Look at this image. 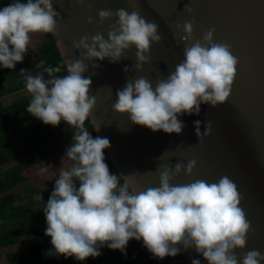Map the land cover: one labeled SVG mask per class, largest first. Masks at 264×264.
Instances as JSON below:
<instances>
[{
    "label": "clouds",
    "instance_id": "9594fccd",
    "mask_svg": "<svg viewBox=\"0 0 264 264\" xmlns=\"http://www.w3.org/2000/svg\"><path fill=\"white\" fill-rule=\"evenodd\" d=\"M75 3L87 7L86 0ZM184 11L192 12L187 3ZM113 16L115 22L106 39L97 31L72 41L79 55L63 61L66 74L53 76L60 67L46 66L48 79L40 74L24 77V88L30 94L27 113L45 125L56 126L62 120L77 129L64 153L74 163L59 172L42 210L44 235L51 245L46 255L83 261L98 257L101 247L125 254L128 241L137 240L156 259L192 249L207 264H264V253L243 251L250 224L240 207L237 187L228 176L212 182L197 178L172 183L181 172L191 175L196 161L190 159L171 167L158 165V184L134 189L128 179L109 172L103 154L109 140L93 137L83 126L96 103L89 94L91 79L82 75L88 69L85 61L116 63L126 50L134 48L133 67L140 72L149 62L150 44L161 39L157 23L136 10L99 9L95 21L89 16L86 23L102 24ZM60 19L52 0H11L0 7V68L13 69L23 60L31 34L55 35ZM192 29L190 21L175 25L173 38L178 36L185 44L183 60L154 84L144 76L127 80L116 90L114 113L126 114L132 124L153 133L179 134L184 127L178 119L181 114L198 115L201 104L214 108L225 103L237 58L227 44L213 41L212 28L198 40H193ZM57 45L61 47V42ZM91 67L97 64L91 63ZM123 71L127 73L129 66ZM193 125L198 141L209 135L210 123H204L203 132L200 120ZM34 198L41 200V194ZM237 250L242 254L238 256ZM191 264H200V260L193 258Z\"/></svg>",
    "mask_w": 264,
    "mask_h": 264
},
{
    "label": "water",
    "instance_id": "95a60500",
    "mask_svg": "<svg viewBox=\"0 0 264 264\" xmlns=\"http://www.w3.org/2000/svg\"><path fill=\"white\" fill-rule=\"evenodd\" d=\"M186 3L191 14L184 11ZM86 4L87 7L78 6L75 0H52L61 18L52 40L62 61L79 55L72 41L80 36L99 31L107 38L114 16L102 24L86 23L89 16L95 21L99 9L136 10L146 20L157 23L161 36L158 43L150 44L149 62L142 65L140 72L133 67L134 48L126 50L116 63L85 61L88 69L82 75L90 77L89 94L96 100L88 121L95 137L109 140V147L103 151L113 170L128 179L134 189L158 184V165L171 167L190 159L196 161L191 175L181 172L172 183L197 178L212 182L228 176L237 187L240 207L250 224L243 251L257 249L264 253V0H86ZM185 21L193 25V40L212 28L213 41L227 44L237 58L230 95L223 105L214 108L201 104L198 115L181 114L178 119L184 127L179 134L153 133L132 124L126 114L112 111L115 93L134 76H144L154 84L174 70L183 60L185 47L178 36L173 38L175 25ZM91 63L97 67L92 68ZM125 65L129 66L127 73L123 71ZM194 120L201 121V132L205 122L211 124L209 135L199 141ZM241 254L237 250V255ZM178 255L186 264H191L193 258L207 264L192 249L181 250Z\"/></svg>",
    "mask_w": 264,
    "mask_h": 264
},
{
    "label": "trees",
    "instance_id": "16d2710c",
    "mask_svg": "<svg viewBox=\"0 0 264 264\" xmlns=\"http://www.w3.org/2000/svg\"><path fill=\"white\" fill-rule=\"evenodd\" d=\"M45 35V42L25 63L19 62L13 69L0 68V254L3 247L19 243L21 249L8 255L10 264H169L174 259H181L178 254L163 259L153 258L137 240L128 241L125 254L101 247L98 257H88L83 261L46 255L51 245L50 238L44 235L46 224L42 210L53 187L39 192L29 185L23 173L58 154L63 149L62 139L52 125H45L26 112L30 95L12 104L3 101V97L25 90V75L40 74L48 79V73L44 72L46 66L60 67L61 71L52 73L53 76L66 74L52 34ZM21 69L26 72H20ZM83 126L95 137L88 118ZM54 127L59 129L57 125ZM103 154L109 172L117 174L104 151ZM15 161L20 162L3 168ZM22 185L26 186L24 196L16 195L15 189ZM37 194H41V200L34 198ZM37 204H43V207L39 209Z\"/></svg>",
    "mask_w": 264,
    "mask_h": 264
},
{
    "label": "rangeland",
    "instance_id": "374dc122",
    "mask_svg": "<svg viewBox=\"0 0 264 264\" xmlns=\"http://www.w3.org/2000/svg\"><path fill=\"white\" fill-rule=\"evenodd\" d=\"M8 1L9 0H0V7L7 4ZM37 38H39V39L37 41H35V39H37ZM45 40H46L45 33H33V34H31V41H30V45L28 47V51L24 55V58L21 62L25 63L27 61L26 59H28V57L30 55L34 54L38 49H40L42 43L45 42ZM28 95H30V94L27 93V91H22L21 94H17L16 97L13 96L12 98H7L5 100L6 102L5 101L4 102L5 103L14 102V101L16 102V101L20 100L22 97H25ZM60 122L62 125H64V124L67 125L62 120ZM67 129H69V131H70V129H72L73 133L75 131H77L75 126H69ZM65 130H66V127H65ZM64 132H65L64 130L59 132L60 136H65ZM60 160H61V158H59V159L57 158V159H54V162H52V163L40 164V165H37L36 168H34L32 170L25 171L23 174L26 177L29 185H32L35 189L39 190V192H46V190L52 188L53 184H54V180L58 177L59 172L61 170H68L69 169L68 166L70 163L69 162L70 159L65 157L63 162H60ZM18 162H20V161H18ZM18 162L15 161L14 163H10L9 165L4 166L3 168L11 167L15 163H18ZM63 163H66V165H62ZM50 164H53V165H51V167H49ZM25 188H26V186H24V185L18 187L17 189H15V194L16 195L22 194L21 196H24V194H25L24 189ZM37 207L40 209L43 207V204L42 205L37 204ZM21 247L22 246L19 243L3 247L1 250V254H0V264H10L8 261V255L10 253L16 251V250L21 249Z\"/></svg>",
    "mask_w": 264,
    "mask_h": 264
},
{
    "label": "crops",
    "instance_id": "0c3cea01",
    "mask_svg": "<svg viewBox=\"0 0 264 264\" xmlns=\"http://www.w3.org/2000/svg\"><path fill=\"white\" fill-rule=\"evenodd\" d=\"M39 38H37V39H35V41H37ZM22 91H26V90H22ZM22 91L21 92H19V94H21L22 93ZM16 97V95H14V94H12V95H7V96H5V97H3V101H5L7 98H12V97ZM21 98V97H20ZM18 101H20V100H18ZM18 101H16V102H18ZM6 102V101H5ZM4 102V103H5ZM15 102V101H14ZM13 102H9V103H5V104H12ZM57 126H59V129L57 130V127H54L53 126V130L55 131V133H57V135H59V137L62 139V145H63V149L61 150V151H59L58 152V154H56V155H54L53 157H51V158H49L48 160H46L45 162H42L41 164H48V163H52V162H54V159H59V158H61V160H60V162H63L64 161V159H65V157L66 156H64V153H65V149H66V147L71 143V137H72V134H73V130L72 129H70V131H69V129H67L70 125H62L61 124V122H59V124L57 125ZM65 127H66V130H65ZM64 128V129H63ZM65 131L64 132V135L65 136H60V134H59V132H61V131ZM70 163H69V166H68V168H70L72 165H73V161L72 160H70L69 161ZM51 165H53V164H50V166L49 167H51ZM62 165H66V163H63ZM36 168V167H35ZM53 176V175H52Z\"/></svg>",
    "mask_w": 264,
    "mask_h": 264
},
{
    "label": "built area",
    "instance_id": "2783aa9c",
    "mask_svg": "<svg viewBox=\"0 0 264 264\" xmlns=\"http://www.w3.org/2000/svg\"><path fill=\"white\" fill-rule=\"evenodd\" d=\"M169 264H186L182 259H174Z\"/></svg>",
    "mask_w": 264,
    "mask_h": 264
}]
</instances>
